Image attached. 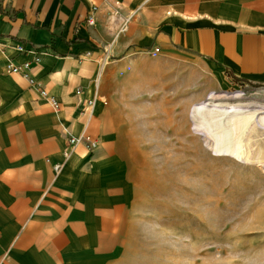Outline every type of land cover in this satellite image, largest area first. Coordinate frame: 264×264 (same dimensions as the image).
Listing matches in <instances>:
<instances>
[{"label":"crops","instance_id":"crops-1","mask_svg":"<svg viewBox=\"0 0 264 264\" xmlns=\"http://www.w3.org/2000/svg\"><path fill=\"white\" fill-rule=\"evenodd\" d=\"M156 47L264 86V0H0V264H120L130 193L103 98L114 61ZM85 135L98 147L66 158Z\"/></svg>","mask_w":264,"mask_h":264},{"label":"rangeland","instance_id":"rangeland-1","mask_svg":"<svg viewBox=\"0 0 264 264\" xmlns=\"http://www.w3.org/2000/svg\"><path fill=\"white\" fill-rule=\"evenodd\" d=\"M130 60L113 62L103 98L130 193L120 264H264V168L216 154L191 118L209 90L240 89L264 105V86L176 47Z\"/></svg>","mask_w":264,"mask_h":264},{"label":"bare ground","instance_id":"bare-ground-1","mask_svg":"<svg viewBox=\"0 0 264 264\" xmlns=\"http://www.w3.org/2000/svg\"><path fill=\"white\" fill-rule=\"evenodd\" d=\"M242 90H209L192 105L193 132L216 154L264 168V105Z\"/></svg>","mask_w":264,"mask_h":264},{"label":"built area","instance_id":"built-area-1","mask_svg":"<svg viewBox=\"0 0 264 264\" xmlns=\"http://www.w3.org/2000/svg\"><path fill=\"white\" fill-rule=\"evenodd\" d=\"M88 23L90 25H94L96 23V17L94 15V13H92V14L89 15V17H88ZM19 48L20 49H23L22 46H20ZM155 50L156 51H159L160 48L159 47H156V48L153 49V51H155ZM37 60H40V57L39 56L37 57ZM8 67H9V69L11 71H14V72L20 71V70L26 71L25 76L26 77L29 76V73H28V65L27 64H24V65H15V64H12L11 63V64L8 65ZM42 94L45 95V96H47V92L45 90L42 91ZM52 101H53L54 106L56 108H59L58 101H56L55 99H52ZM93 106H94V101L93 100H89V103H88L87 107L89 108V107H93ZM82 140L87 143V148L90 151H94L98 147V145H99L98 141L96 139L92 138L90 135H85V136H80V137L71 136L70 139H69L68 147L64 151V155H65L66 158H68L69 155L71 154L73 147L77 143H79L80 141H82ZM62 166H63V163H57L55 165V169L57 171H60L61 168H62Z\"/></svg>","mask_w":264,"mask_h":264}]
</instances>
